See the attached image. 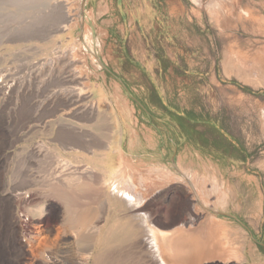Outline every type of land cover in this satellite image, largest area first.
<instances>
[{"label": "rangeland", "instance_id": "obj_1", "mask_svg": "<svg viewBox=\"0 0 264 264\" xmlns=\"http://www.w3.org/2000/svg\"><path fill=\"white\" fill-rule=\"evenodd\" d=\"M57 1H68L74 15L77 13L74 7L82 0ZM83 4L82 16L63 31L50 33L49 29L45 34H31L16 26V32L8 33L12 37H4L7 41L0 42V74L5 76L0 95H4L7 102L18 95L21 104H25L26 98L34 96L35 91L39 94L56 91L60 82L55 66L52 69V65L41 63L61 54L68 59L80 58L86 68L87 92L94 101H99L102 111L108 103L112 105L116 121L126 132L120 152L124 160L121 159V165L118 155L112 153L103 164L104 160L97 157L98 151L90 154L78 149L82 160L95 169L97 179L72 187L64 184L68 189L60 183L49 188L37 184L38 188L32 187L28 200L17 202L12 198V191L26 190L29 182H14L13 175L18 169L25 176L26 170L1 162L0 264L5 261L6 264H48L43 252L62 251L60 249L66 246L58 247V241L70 240L71 235L76 239L69 247L72 252H77V256L87 255V243H92L93 255H96L99 241L120 226L123 216L122 206L110 199L105 204L101 181L108 170L120 168L121 174H131L133 170L138 177L152 179L151 174L156 171L152 168L161 171L163 167L178 179L159 186L141 207L150 216L165 258L174 257L168 253H174L175 247L169 243L172 230L176 229L199 235L201 243L206 245L205 255L201 254L197 264H264V251L260 249L264 250V0H201L200 4L193 0H84ZM81 40L84 46L90 43L93 54ZM79 44L83 59L72 54L80 49ZM54 48L57 49L53 54ZM62 50L67 54L72 52L67 55ZM39 61L40 67L36 65ZM99 65L101 70H98ZM68 68L65 64L57 70H63V74ZM230 81L261 93L252 95L231 85ZM60 86L65 95L76 89L65 82ZM105 116L108 115L105 113ZM97 118L94 122L81 118V134L73 138L74 134L61 133L59 139L82 144L86 131L94 144L99 140V144H104L103 141L109 139L104 129L108 120L101 122ZM185 119L213 126H192V122ZM188 137L205 149L220 150L227 155L220 161L219 170L207 160L208 156L197 154L187 145L184 139ZM226 137L232 139L236 148L243 149L247 157L245 162L239 160L238 174L226 166L231 156L240 159ZM134 138L138 147L129 151V142ZM101 151L104 156L109 153ZM181 166L194 167L204 176H214L221 183L225 209L209 195V208L197 211L199 219L189 224L187 220L194 216L191 206L197 196L193 187L182 182L185 177ZM210 184L209 181L204 184V191ZM187 188L191 192L185 193ZM188 193L192 197L189 201ZM17 204L32 221L23 232L17 228ZM84 208L91 210L93 216L89 215L91 217L81 223L75 222V210ZM169 223L175 227L167 231L160 229ZM228 232H232L231 246L225 245L222 238ZM22 237L29 246L22 242ZM166 238L169 242L162 244ZM117 240L112 242V260H117V264H146L141 261L144 251L141 254L130 252ZM65 261L62 259L61 264H67ZM87 264H92L91 258Z\"/></svg>", "mask_w": 264, "mask_h": 264}, {"label": "bare ground", "instance_id": "obj_2", "mask_svg": "<svg viewBox=\"0 0 264 264\" xmlns=\"http://www.w3.org/2000/svg\"><path fill=\"white\" fill-rule=\"evenodd\" d=\"M71 2H73V1H71ZM83 3H84V0L80 1V4L78 6L76 5L74 7L76 9L77 13L72 15V12L74 10L71 8L72 6L69 4L68 1H57V0H0V42L7 41L4 39H6L10 35L8 33L16 32L20 26L23 29L25 28L24 30L27 33L31 32V34H32V32H36L37 34H41V33L45 34V32H46L45 30H49V29H51L50 33H54L52 30H54L55 32L61 31V30L63 31L65 29V27L70 26L74 20H76L82 16L83 5H84ZM82 20H83V18H82ZM47 23L50 24V26L46 27L45 24H47ZM16 26L17 27L19 26V27L17 28ZM28 35H30V34H28ZM28 35H27V37H28ZM4 37H6V38H4ZM19 38L21 41V37H19ZM22 39L24 40L26 38H22ZM29 39H31V38H29ZM15 40H16V38L13 39L12 41H15ZM42 41H43V39H42ZM83 41L81 40V43L84 46L85 42H83ZM88 41H90V40H88ZM89 44H88V46H84V47H86L90 53L92 50V54H93V49H92L93 47L92 46H91L92 48L89 47ZM79 47H80V49L78 48L72 54L74 55V57L75 56L81 57V59H83V56L80 55V53H83L82 52L83 50H81V48H82L81 44H79ZM56 49L54 48V50L52 51L53 54L55 53ZM67 51H68V49H67ZM62 52L64 54L66 53L63 50H62ZM70 52H72V51H69V53ZM76 59L75 58L74 59L64 58V57H62V54H61L60 57H51V59H48L47 61L44 60L46 62L41 63V65L43 64V66L52 65V66H50L52 69H53V65L55 66L54 68L59 74L56 76V78L58 79V81L60 83L58 85L59 89L57 88L58 90H56V91L52 90L53 92H50L49 94H42V93L39 94L37 91L34 92L33 95L35 97H39V96H40V98L42 97L41 101L34 106V108H35L34 112L39 111L40 107L43 106L45 101H47V104L49 103V104L54 105V107L51 110L55 113L64 112V111H67V113L69 112L67 114V117L69 119H75V124H73V125L67 124L68 126H70L72 128H70V130H68L66 128V132H65V128H63V130H61L59 134H61V133H63V135H64V133L71 134V135L74 134L73 138L75 135L81 134V129H80V126H82V125H80L81 118H87V122L93 121L94 118L97 116H98L97 120L99 119V121L101 120V122L108 120V126L106 128L104 127V129H105V131H107L109 141L108 140L103 141L104 144H99L100 140L96 141V138L93 137L96 141V143L94 144L92 142V137L90 136V134L85 131V132H83L82 144H77V142L72 143L69 140H65V142H67V145H65V146L69 147V150H72L73 148H77V149L85 150L87 153H90V154L91 153L97 154L95 151H98L99 153L97 154L98 155L97 157L101 161L104 160V161H102V162H104L103 164H106L109 161L108 158H109L110 154L114 153V154L118 155L117 160L121 161V165H122V161L124 159H123V157L121 158L120 152L122 150V148H121L122 147V140L125 137L126 132H124V130L120 127L121 124H119V121L118 120L116 121V119L113 115V112H112L113 107L110 103H108L106 105L105 110L102 111L100 109L99 101H94L91 98L90 94L87 92L88 83H87V75L85 74L86 68H84V61L80 60V58H78L77 60ZM40 61H43V60H40ZM40 61L36 65L39 66ZM65 63L67 64V66L70 67V69H68L67 71L65 70L67 75L64 76L65 73L62 74L63 70L61 72V69L57 70V68L65 67ZM36 65H32V66L37 68L38 66H36ZM28 66H29V62H28ZM67 77H70L72 79H78L76 82V85L72 86L73 89L74 88H76V89L72 90V94H69V95H67V94L65 95V92L62 93V87L61 86L64 87V85L62 84L60 86L61 83L66 82L65 79ZM1 83H2V81H0V90L2 89ZM32 86H34V85H32ZM67 89H65V90H67ZM73 91H75L74 94H73ZM55 113H53V114H55ZM105 113L108 116H105ZM122 116H124V113L122 114ZM99 121H98V123H99ZM88 132H90V131H88ZM68 139H71V138H68ZM115 140H118V142L115 143ZM134 147H138L136 138L132 139L131 142H129L128 150L129 151L131 149L134 150ZM77 149H74L73 153L78 154V152L80 150L78 151ZM101 150H105V152H109V153L106 156H104L103 155L104 153ZM122 153H123V151H122ZM89 156H91V155H89ZM99 156H102V157H99ZM121 159H123V160H121ZM158 167H160V165H158ZM90 169H87V170H90V172L87 174V176L90 178L88 180H84V181L92 182L93 179H97V177L94 178V175L96 174L95 169H93L92 167H90ZM152 170H156V171L152 172L153 174H151L152 176L154 175L152 177V179L143 178L144 176L138 177L136 172L133 173V170H132V172L131 171L129 172L131 174H127L126 172H123V174H121L120 168L117 169V171L116 170L115 171L108 170L107 175L104 178L105 181L100 180L101 184H102L101 186L104 189L103 195H104V199L106 201L105 204H107L108 200L110 199V200H113L114 203L116 202L117 205H120L123 207V210L121 211L123 213V216L121 218L122 220L120 219L121 220L120 226L117 229L112 230L109 237L107 236L106 238H102L99 241L98 253L96 255H93V250L91 247L92 243H87V245L89 244V248L87 249V255H81L80 254L77 256L76 250H75L76 253H74V252H72L73 249L69 248V247L74 245V243H72L68 247H66L65 249H63L61 251L63 253V254L62 253L61 254L64 257L63 261L66 260L65 262L67 264H87V261L89 260V258H91L92 264H117V260H112L110 258V256L112 255V249L114 248V246L112 245V242L118 239L117 241H120L121 245L126 246L128 248V251H130V252L133 250L134 252H136L135 254H139V253L141 254V252L144 251L145 255L142 254L144 258L142 257L141 261H144L146 264H192L193 262H194L193 264H197L198 260L200 259L201 254H204V250L206 248V245L204 246L201 243V241L199 240V235L193 236L194 233L190 234L189 232L186 233L188 235V237L186 236L187 237L186 239L182 238V241L179 242L177 246H174L175 247L174 253L168 251L169 252L168 255H171L173 257V255L184 254V251L182 249H178V247L179 248H181V247L185 248L186 249V255L182 257V260L181 261L173 260L169 256H168L169 259L165 258L164 250L161 247L162 245L157 238L156 232L153 230V225H152L153 223L151 222L150 216L147 212H145L142 209L141 206L144 204L145 200L159 186H161L162 184H165L169 180H173V179L177 180L178 177H174V174L168 172V170L164 169V167L161 171L159 168H158V170L152 168ZM181 170H182V172H181L182 175L186 178V179L184 178L185 181H182V182L188 184V186H190V187H193L192 191L194 193V196H197L196 203H194L193 206H191L192 207V209H191L192 215L194 214V216L190 217L187 220V221H189V224H191V222H195L199 219L200 216L197 215V211H204V208H206V209L209 208V206L211 205L208 201L209 195H212L213 198H216L215 201L219 203L218 205L222 206L223 208L226 206L225 195L223 194V192H222L223 195H221V192H220L221 191V183L216 178H214V176H211V175L204 176L202 174H199L200 172H198L194 167H189V166H181ZM128 171L129 170H127V172ZM178 172H180V171L178 170ZM145 173H143V174H145ZM205 173H207V172H205ZM207 181H209L211 183L210 184L211 186L209 187V189H205L206 191H204V187H206L204 184L207 183ZM82 182H83L82 180H77V181L64 182V184L75 185V184H80ZM169 182H172V181H169ZM98 183H100V182H98ZM93 185H96V184H93ZM136 185L142 191H138L137 187H135ZM173 189L175 190V188H172V191H173ZM188 191H190V188H187V190H184L185 193H187ZM196 192L200 193V195L199 194L197 195ZM213 198H209V199L213 200ZM102 199H103V197H102ZM105 207H106V205H105ZM75 211H76L75 215H77V217H75V215H74L73 216V217H75L74 220H75V222H80V223L83 222L84 220H87L88 218H90L91 216L89 217V215H92V213H93L88 208L87 209L86 208L79 209V210H75ZM132 222H133V224H132ZM87 223H88V221H87ZM191 225H193V224H191ZM91 228L93 230L94 226ZM97 229H98L97 230V232H98L100 230V227H98ZM173 230H176V229H173ZM231 233L232 232H230V233L228 232L227 236L222 237L226 241L225 245H227V246L228 245L231 246V244H229L231 241V238H232ZM7 240H8V238H7ZM84 240L85 239H83L82 241H84ZM166 241L169 242L168 238L164 239L162 241V244H163V242H164V244H167ZM120 242H119V244H120ZM84 245H85V242H84ZM115 246H116V244H115ZM10 247H11V245H10ZM84 247L85 246H83V249H84ZM239 248H241V247H239ZM12 250H13V248H12ZM21 250H19V251H21ZM120 251H122V250H120ZM21 253L23 254V252H21ZM18 254H20V252H18ZM4 256H5V254H4ZM118 261H120V260H118ZM5 264H6V261H5ZM13 264H14V262H13Z\"/></svg>", "mask_w": 264, "mask_h": 264}, {"label": "built area", "instance_id": "obj_3", "mask_svg": "<svg viewBox=\"0 0 264 264\" xmlns=\"http://www.w3.org/2000/svg\"><path fill=\"white\" fill-rule=\"evenodd\" d=\"M98 70H101V66ZM65 75L67 74L65 73ZM4 76L1 72L0 81H3ZM65 80V83L72 87L76 85L78 79L67 77ZM2 85L4 87L3 82ZM10 99L11 101L7 102L4 95H0V163L4 162L16 168H24L26 175H21L20 171L16 169L13 180L14 182H29V188L26 190L12 191L14 202L28 200L32 187L37 184H40V187L49 188L60 183L63 188L68 189L67 187H72V185L66 187L64 182L88 180L90 177L87 174L91 170L90 166L81 159L80 153H73V150L77 148L69 150V147L65 146L67 142L58 137L63 128H65V132L66 128L68 130L72 128L67 124H75V119L67 117L69 112L55 113L51 110L54 105L47 104V101L39 111L34 112V106L41 101V98L32 95L26 98L25 104H21V99L17 96ZM36 187L38 188V186ZM0 210L3 211L1 191ZM15 213L17 228L20 231L23 232L26 226L32 225L25 210L18 209V204ZM75 240L74 235H71L70 240L58 241L57 244L58 247H67ZM22 242L29 246L23 237ZM61 253V251H57V253L45 251L43 259L48 264H61V260L64 258Z\"/></svg>", "mask_w": 264, "mask_h": 264}, {"label": "crops", "instance_id": "obj_4", "mask_svg": "<svg viewBox=\"0 0 264 264\" xmlns=\"http://www.w3.org/2000/svg\"><path fill=\"white\" fill-rule=\"evenodd\" d=\"M193 1H194V3L200 4V1L201 0H193ZM195 131L197 132V134L200 137H202V135L198 133V131H200V130L197 131L196 128H195ZM184 140L187 142V145L194 150V152H196L199 155L208 156V159L207 160L208 161H211L212 165L215 166L218 170H219V166H220L219 165L220 161H223V160H225V158H227L226 157L227 155L221 154L220 153V150H216V149H201V148H198L196 146V144H195L196 141L192 143L191 142V138H189V137L188 138H185ZM226 140L229 143H231V145H233L235 147V152H237L240 155V159L231 156V159H229L228 161H226V166H229L230 167L232 173H237L238 174V172H239V160L242 161V162L247 161V157H246L245 151L243 149L236 148L237 146L234 144V142H231L232 139H229V138L226 137ZM192 141H193V139H192ZM187 196H188L187 197V200L189 201L190 198H191L190 197V194L188 193ZM173 227H175V226H173ZM173 227H172V224L170 225V223H169V224H165L160 229L163 230V231H167V230L172 229Z\"/></svg>", "mask_w": 264, "mask_h": 264}, {"label": "water", "instance_id": "obj_5", "mask_svg": "<svg viewBox=\"0 0 264 264\" xmlns=\"http://www.w3.org/2000/svg\"><path fill=\"white\" fill-rule=\"evenodd\" d=\"M186 233L187 232L185 230H172L171 238H170L171 240H170V243H169L170 246H173V247L174 246H177L178 243L182 241V238L186 239L188 237V235ZM193 236H195V235H193ZM178 249H182L184 251V254H182V255H178V254L177 255H174L173 259L174 260L181 261L182 260V257L186 255V249L183 248V247H181V248L178 247ZM204 255H203V257L201 259H204V257H205Z\"/></svg>", "mask_w": 264, "mask_h": 264}, {"label": "trees", "instance_id": "obj_6", "mask_svg": "<svg viewBox=\"0 0 264 264\" xmlns=\"http://www.w3.org/2000/svg\"><path fill=\"white\" fill-rule=\"evenodd\" d=\"M231 85H235V86H238V87H240L243 91H245V92H247V93H250V94H252V95H258V94H260L261 92H255V91H252V90H250V89H248V88H245V87H242V86H240V85H238L236 82H234V81H230L229 82ZM186 120V119H185ZM186 121H191L192 122V124H190V125H192V126H197V125H199V124H204V125H209V126H213V125H211V124H207V123H204V122H198V121H196V120H186ZM193 132H195L194 130H193ZM196 144V146L198 147V148H201V149H205L204 148V146L201 144H198V143H195ZM261 249V251H264L262 248H260Z\"/></svg>", "mask_w": 264, "mask_h": 264}, {"label": "flooded vegetation", "instance_id": "obj_7", "mask_svg": "<svg viewBox=\"0 0 264 264\" xmlns=\"http://www.w3.org/2000/svg\"><path fill=\"white\" fill-rule=\"evenodd\" d=\"M191 142L193 143V142H195V140L192 141V139H191Z\"/></svg>", "mask_w": 264, "mask_h": 264}]
</instances>
